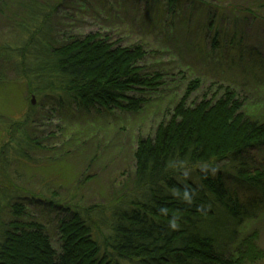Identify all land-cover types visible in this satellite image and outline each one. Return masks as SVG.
Instances as JSON below:
<instances>
[{
    "label": "trees",
    "instance_id": "trees-1",
    "mask_svg": "<svg viewBox=\"0 0 264 264\" xmlns=\"http://www.w3.org/2000/svg\"><path fill=\"white\" fill-rule=\"evenodd\" d=\"M64 1L0 0V21L16 34L15 42L0 44V80L3 68L13 71L66 115L138 112L163 78L142 63L144 46L100 28L61 32L55 21L60 11L71 17L80 7H90L88 1L102 12L109 9L107 0H83L81 6L75 0L67 7ZM179 1L166 0L173 16ZM235 12L231 25L245 15L264 22V0L247 2ZM206 26L214 31L217 47L221 27L215 26L214 15ZM230 33V49L237 50L236 38L242 39L237 31ZM250 52L239 48L237 60ZM255 58L250 56L249 68H264ZM196 84L197 79L189 83L153 135L137 139L134 172L101 204L61 206L14 187L3 165L30 160L27 152L40 145L28 132L29 112L1 121L8 125V140L0 145V205L16 200L7 221L0 208V264H256L263 259L257 232L244 229L264 214V116L245 115L227 88L214 100L188 104ZM35 197L46 200L53 213L64 214L54 226L58 248L40 222L21 217L23 202Z\"/></svg>",
    "mask_w": 264,
    "mask_h": 264
},
{
    "label": "rangeland",
    "instance_id": "rangeland-1",
    "mask_svg": "<svg viewBox=\"0 0 264 264\" xmlns=\"http://www.w3.org/2000/svg\"><path fill=\"white\" fill-rule=\"evenodd\" d=\"M65 1L68 3L65 7L76 3L75 0ZM77 1L81 6L83 0ZM253 1L181 0L174 16L168 11L166 0H107V12H102L96 2L88 1L90 7H80L71 17H66V11H60L61 19L55 21L61 32L78 34L100 28L122 33L131 41L129 44L140 43L146 53L142 63L147 69L160 71L162 84L136 113L115 110L66 115L46 95L31 91L13 71L3 68L0 145L8 140V125H1V121L18 120L28 112V132L40 145V149L27 152L30 160H13L3 165L12 185L41 193L42 199L51 197L61 206L104 203L111 190L118 188L134 172L133 153L137 139L153 135L157 124L169 115L195 79L198 87L196 84L186 103L214 100L227 88L242 103L245 115L264 116V68H249L252 54L258 57L255 58L257 62L264 64V22L251 21L250 16L245 15V18L236 19L234 25L230 23L235 11H242L247 2ZM189 2L195 5L190 8ZM212 15L215 26L221 27L217 47L212 44L214 31L206 26ZM222 17L223 22L219 21ZM233 31L242 39L238 42L236 38L237 50L230 49L227 39V33L231 35ZM14 38L16 34L8 31L0 21V44L15 42ZM239 48L246 49L247 53L250 48L254 49L239 61L235 53ZM34 199L23 202L26 213L21 217L40 222L53 246L58 248L59 237L54 226L64 214L50 211L41 197ZM14 200L0 205L4 209L1 218L5 221L11 218L9 205ZM258 220L255 224L249 223L244 231H256L257 244L264 249V214ZM256 264H264V258Z\"/></svg>",
    "mask_w": 264,
    "mask_h": 264
}]
</instances>
